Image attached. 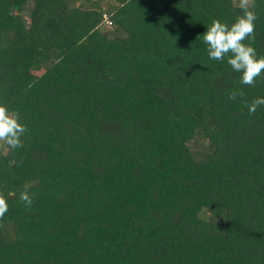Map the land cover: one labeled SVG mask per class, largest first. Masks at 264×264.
<instances>
[{"label": "trees", "instance_id": "1", "mask_svg": "<svg viewBox=\"0 0 264 264\" xmlns=\"http://www.w3.org/2000/svg\"><path fill=\"white\" fill-rule=\"evenodd\" d=\"M255 4L246 43L264 56ZM240 14L233 0H0V103L28 129L23 147L0 143V264H264V105L247 108L264 75L242 85L202 39Z\"/></svg>", "mask_w": 264, "mask_h": 264}, {"label": "clouds", "instance_id": "2", "mask_svg": "<svg viewBox=\"0 0 264 264\" xmlns=\"http://www.w3.org/2000/svg\"><path fill=\"white\" fill-rule=\"evenodd\" d=\"M233 5L240 9L241 14L229 25L214 19L207 31L202 35L203 42L207 45L209 58L224 61L233 71L241 74L240 83L245 86H255L257 78L264 75V56H258L252 43L255 39V21L257 19L254 8L255 0H233ZM243 98L242 89L229 93V99ZM264 105V98L257 97L251 103H247L249 114H255L257 107ZM28 132L24 124L20 122V114L10 110L0 103V143L15 150L23 147L22 137ZM30 185L26 183L19 199L25 207L30 208L33 197L29 191ZM8 212V203L3 194H0V219Z\"/></svg>", "mask_w": 264, "mask_h": 264}, {"label": "rangeland", "instance_id": "3", "mask_svg": "<svg viewBox=\"0 0 264 264\" xmlns=\"http://www.w3.org/2000/svg\"><path fill=\"white\" fill-rule=\"evenodd\" d=\"M70 1L72 3H74L75 5H85V6H88V4H90L92 1L100 2V0H70ZM105 25L108 26V27L111 26V25H109V23L107 21L105 22Z\"/></svg>", "mask_w": 264, "mask_h": 264}]
</instances>
